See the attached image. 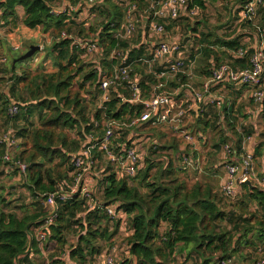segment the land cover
Returning <instances> with one entry per match:
<instances>
[{
  "label": "trees",
  "instance_id": "16d2710c",
  "mask_svg": "<svg viewBox=\"0 0 264 264\" xmlns=\"http://www.w3.org/2000/svg\"><path fill=\"white\" fill-rule=\"evenodd\" d=\"M59 1L63 6H67L65 2H71L73 7L78 8L76 12L82 11V5L75 0H0V20L4 28L14 30L22 23L30 29L40 27L44 33L52 36L54 42L48 55L53 57L57 67V71L52 73L33 72L23 67V62L19 61L21 54L9 58L6 69H0L10 75L11 82L8 95L0 99V117L6 118L7 124L11 123L17 130L16 137L21 140V144L14 162L28 166L24 181L32 195L30 201L20 205L15 202L17 200L7 201L0 196V264H34L32 254L52 255L50 262L57 264H92V258L101 255L105 245H109L107 249L110 250L112 246L122 244L118 235L123 221L113 219L105 210L114 204L118 205V211L126 214L128 230L133 231L125 239L127 259L121 264H169L175 254L188 249L204 257L203 264H217V261L219 264L222 259H234L233 254L237 255L242 247L257 248L261 245L264 249V221H258L259 228L252 227V218L256 217H248L249 214L245 212H241L240 220L235 221V213H228L219 205L212 184L196 181L190 185L183 178V174H188L190 169L183 165V152L179 151L178 145L161 146L159 133L155 134L152 128L156 125L153 121L128 128L131 137L127 139L126 134L120 135L121 129L117 131L119 146L131 147L133 136L148 140L145 152L142 150V167L137 174L133 178L119 176L108 161L109 170L102 181L105 185L102 199L97 198V191L95 194L102 208L97 206L96 209H90L81 192L66 202H58L56 217L45 229L47 242L42 250L39 248L36 233L47 224L54 211V208L45 205L47 195L57 191L58 187L70 189L73 183L70 176L72 157L90 142V136L101 139L109 122L130 123L143 112L142 105L121 101L122 95H130L129 84L118 87L111 101L104 104L103 108L100 101L93 105L89 95L95 89L97 98L100 97L98 87L102 71L113 74L117 63L116 59L111 58L113 51L127 52L128 63L146 57V45L134 47L142 42V33L139 35L140 41L135 43L118 37L124 22L125 7L116 0H98L92 4L87 0L92 13H98L103 20L98 28L90 26L86 29L85 24L77 25L72 20L70 14L76 15V12L53 13ZM248 1L243 4L246 5ZM132 3L137 5L138 10H141L139 3L145 6L144 0ZM193 5L205 9L204 0H193L190 7ZM19 9L24 11L23 17L19 16ZM262 20L263 27L264 13ZM150 22L151 17L147 23L142 21L147 37ZM62 33H66V37H62ZM250 33L258 35L255 27ZM207 38L209 36L205 40ZM78 39L96 42L100 51L104 52L105 59L96 65L89 64L91 67L85 70L86 63L82 58L86 52L77 44ZM208 45L202 48L205 60L212 57L207 68L224 63L226 57L233 67L244 68L249 65L252 50L246 52L243 58L237 54L242 48H247L242 44L240 35L232 39H218ZM213 46L219 49H212ZM203 70L209 77L210 70L208 72L206 67ZM131 76L139 82L145 99L150 98L159 85L171 81L169 86L178 88L187 80L181 75L174 80L157 79L142 63L134 64ZM161 90L163 88L158 89V92ZM12 104L20 108L15 118L8 116ZM233 109L232 106L223 109L224 120L229 128H235L229 117ZM35 115L38 117L37 125L30 123ZM21 120L26 125L21 127ZM198 121L203 131L213 127L215 122L213 117L200 110ZM259 137V145L254 153L262 156L264 129ZM226 139L222 142L225 143ZM241 140L234 142L239 153L242 152ZM5 152V147L0 144V168L6 165L16 168L13 162L3 160ZM97 157L99 162L105 159L99 152ZM176 161H181L180 165ZM154 170L156 175L152 177ZM95 172L85 175L84 181L96 178ZM3 176L4 171L0 170V183ZM244 188L246 193L239 210L243 211L244 206L256 203L264 217V189L255 186L250 190L247 185ZM225 222L234 223L233 229L223 228ZM75 226L80 229L77 242L69 245L67 237ZM49 245H53L52 248Z\"/></svg>",
  "mask_w": 264,
  "mask_h": 264
},
{
  "label": "built area",
  "instance_id": "2783aa9c",
  "mask_svg": "<svg viewBox=\"0 0 264 264\" xmlns=\"http://www.w3.org/2000/svg\"><path fill=\"white\" fill-rule=\"evenodd\" d=\"M98 0H88V3L92 4ZM147 5L144 9V14L138 15L139 10L136 4L129 3L125 5V17L122 25L121 32L118 37L123 40H130L136 36L137 28L144 19L151 17L149 31L153 35H157L162 40L154 47L146 57H141L128 63L127 52L123 50L113 51L111 58L116 59L117 63L114 67V72L109 75L106 71L101 72L102 80L98 87L100 91V105L103 108L104 104L108 103L112 99V94L118 87L127 85L130 95H122L121 101L130 103L131 105L140 104L143 106L142 114L134 118L130 123H123L121 121H111L107 124L105 134L101 139H95V136H90V142L84 146L76 155L71 159L72 173L70 176L73 178V183L69 190H64L62 187H58L57 191L48 194L45 205L54 208V211L50 215L47 224L39 229L36 233V240L39 248L47 242V233L45 229L53 223L56 217V211L58 209V202H66L74 194L81 192L88 201L90 209L102 208L101 203L96 200V190L90 188L89 184L84 181L85 175L93 172L97 168L98 164V152L104 155V158L115 167L117 174L120 176H126L133 178L138 170L142 167V148L134 146V141L131 147L119 146L117 140L120 139L117 131L123 126L126 128H134L144 125L149 121H153V124L170 125L175 131H181L182 119L185 116L186 111L182 107H176V96H179L183 91H187L191 104L198 105V109L204 106H213L221 108L223 103L221 100L213 95V91L216 87L223 85L241 86L251 90V99L256 104H262L264 102L263 76H264V28L256 24V17L260 9H264V0H249L244 9L243 15L252 25L255 27L258 35L256 40L259 42L257 48H245L241 49L237 54L239 57H245L246 52L249 50L252 52L249 55V65L244 68L233 67L229 63H221L218 66H212L210 68V75L202 85L200 89L195 88L189 82L181 84L176 88L174 92L157 91L153 92L150 98L145 99L142 96L139 82L134 80L131 76L133 72L134 64L142 63L147 67H152L156 62L159 63V68L149 69L150 73H153L157 79H167L169 76H185L186 78L193 79V75L188 71V64L186 57L183 56L182 44L175 40L174 42L163 39L167 36L166 21L173 20L178 21L181 17L193 20L199 16L202 9L196 5L190 7L193 0H146ZM74 10V8H73ZM54 14L66 13V11L53 10ZM62 37H66V33H62ZM252 37L250 34L246 37L245 42H250ZM77 44L89 54L99 53L100 48L96 42H82L79 39ZM135 47V46H134ZM19 47H15L14 50H19ZM36 61H38L36 59ZM191 65L193 62H190ZM163 66V67H162ZM154 67V66H153ZM181 81V78L179 79ZM162 89L163 85H159ZM193 106V105H192ZM202 111V110H201ZM20 112V108L17 104H12L8 110V116L15 118ZM241 132V131H240ZM184 140L188 143L195 144L196 139L188 131H182ZM137 135V134H136ZM148 141V140H147ZM254 142V137L245 136L241 150L239 153L237 147L233 144H226L223 146V152L225 155V161L223 163V169L225 175L220 184V193L228 200L235 201L241 195L242 187L246 185L248 181H251L255 186H261L264 188V172L260 175L255 173L256 154L254 148L251 149L250 145ZM0 144L5 147V154L3 160L5 162H13L15 167L19 169L21 174L26 175L28 166L21 162H14L12 152L18 146V139L14 135L13 131L0 135ZM183 165L187 168H196L201 163L200 158L192 156L193 153H181ZM110 217L119 218L123 221L122 229L125 230V235L119 234L120 244H116L111 247L110 250L105 252L102 257V264H121V253L127 257V244L125 239L133 233L129 231L127 227V216L123 211H118V205L114 204L105 208ZM121 237V238H120ZM48 264H57L48 262ZM64 264V263H60ZM219 264H236L235 259H222ZM254 264H264V258L258 257Z\"/></svg>",
  "mask_w": 264,
  "mask_h": 264
},
{
  "label": "rangeland",
  "instance_id": "374dc122",
  "mask_svg": "<svg viewBox=\"0 0 264 264\" xmlns=\"http://www.w3.org/2000/svg\"><path fill=\"white\" fill-rule=\"evenodd\" d=\"M76 2L79 1L81 6V12H76L78 10L77 7H73L74 5L71 4V2H65L67 6H63L61 2L59 1L57 5L54 7L55 10H61L66 11V13H73L76 12V15L70 14L72 20L76 22L77 25L85 24L86 29L90 26H94L95 28L100 25L102 22V17L98 13L93 14L90 10L89 5L86 3L87 0H75ZM132 1L138 2L141 0H116L117 3H120L122 6L125 7V5L131 3ZM146 2V0H144ZM245 1L248 0H204V7L205 9L202 10L201 14L197 17H195L193 20L187 19L186 17H181L178 21L179 24L182 25V35L186 38L185 43H189L192 46L193 49V55H198L202 52V48L206 47L207 39L209 42H215L218 39L224 40V39H232L234 37H237L240 35L242 38V44L246 47H252V45L259 46V42L256 41V36L252 33H250V36L252 37V40L250 42H245L246 37H248L249 32H251V29L254 28L252 24L248 20H245L246 18L243 15V4ZM147 3V2H146ZM141 10H139L138 15L144 14L143 8L145 9L146 6L139 3ZM144 6V7H143ZM74 8V10H73ZM76 8V9H75ZM19 16L23 17L24 11L22 9L18 10ZM264 9H260L258 12V15L256 17V24L262 26V18H263ZM22 24V23H20ZM19 24V25H20ZM23 25V24H22ZM167 27V26H166ZM264 28V26H263ZM193 29H196L193 31ZM15 30V29H14ZM14 30H10L8 27H3L2 22L0 20V69H6L7 63H9V58L13 56H22L26 54L31 46H39L41 50L34 55V57L24 60L23 67L33 71V72H45V73H52L57 71V67L55 66V62L52 56L48 55V52L50 51V48L54 42V39L51 35L48 33H44L43 30L41 32L43 35L38 38V40H29L25 43H22L19 50L12 49L11 45H9L8 39L10 37V34H14ZM167 30V36L163 37V39H168L170 42L175 41V35H172L171 31ZM144 25L140 23L137 28V34L132 39V43H135L137 41H140L139 35L143 33ZM150 32V31H149ZM77 33V32H75ZM74 33V36H77V34ZM152 34V33H151ZM181 34V33H180ZM194 34H198L197 36H200V38L196 37ZM209 36L205 40V38ZM157 38V39H156ZM162 40L157 35L153 38H151L152 42H155L158 44ZM208 42V43H209ZM203 44V45H201ZM184 47V45H183ZM198 48V50H195ZM219 48L215 47L214 49ZM147 53V52H146ZM149 55V54H147ZM202 55V54H201ZM198 60V62L194 63L195 58L193 56V59L191 60V57L186 56V62L188 64V71L192 73L193 79H190L187 77L186 83L192 84L195 88L201 87L205 82L203 80L197 79V75L200 74V72H204L203 67H206L208 69V72L210 68H207L208 63L206 64V60H203L204 58L201 57ZM232 55V54H231ZM104 52L89 54L85 53L84 57L82 58L83 62H85V70H88L91 66L89 64H99L103 59H105ZM36 59L38 61H36ZM190 62H193L191 65ZM224 63H230V59L226 57V59L223 60ZM154 66V67H153ZM151 67L152 69L156 70V67H160L159 64L156 62ZM163 67V66H162ZM151 69L150 67H148ZM21 71L18 72L20 74ZM177 78V76H169L166 81L168 80H174ZM182 80V77H180ZM10 75L3 73L2 70H0V99L1 96L5 97L8 95L9 88L11 85V82L9 81ZM206 81V80H205ZM171 82V81H170ZM170 82L163 84V91L167 92H174L176 88L173 86H169ZM184 83V84H186ZM160 89L159 87L156 88L158 91ZM262 90L264 91V76H263V87ZM97 91L95 89H92V91L89 93L90 100L94 103L97 101L99 102V97L97 98ZM238 93L243 94V96H239ZM214 94L216 98L222 101L223 106L221 108L213 107V106H204L201 107V110L203 112L208 113V116L213 117L214 119V126L210 128L207 131H203V127L198 124V114L199 111H196V108L192 106L191 108V102H187L189 100V97H187L188 92L183 91L179 96H176V100L178 102V107H182L186 113L185 116L182 119L181 123V131H175L171 128L170 125L160 124V125H153L152 128L154 130V133H159L158 138L160 141L161 146L170 147L171 145H178L179 151H184L187 153H193L194 145L192 143H188L186 140H184L182 136V131L186 130L196 140H199L200 147L202 148L200 150L201 153L194 152L192 154L195 158H200L201 163L199 166H196V168H190L188 174H183V178L190 184L193 185L196 181L204 182L208 184H212L214 186V191L216 193L218 203L221 206L222 209L227 211L228 213H235V221L240 220L239 217H241V212L248 213V217H256L255 219L252 218V227L259 228L258 221L263 220L264 217L261 216V212L257 208L256 203H251L248 205V207L244 206L243 209L245 210H239V206H241V202L243 201V196L246 193V189L242 187L241 195L237 198L235 201H230L226 199L221 193H220V181L224 178V170H222L223 166L221 163H223V160L220 158L222 157L221 153L223 151V146L226 144H233L238 139H242L243 141L244 137L251 134L255 136V134L258 133L259 135L262 133L264 129V102L262 104H256L254 101H251V90L247 88H243L241 86H228L223 85L221 87H216L214 89ZM232 106L234 108V112L230 113V117L232 122L235 125V128L228 127L225 125V120L223 119V109L225 107ZM1 109V108H0ZM200 110V112H201ZM221 116V117H218ZM2 118V117H0ZM30 123H33L35 125L38 124V117L36 115L31 118ZM20 126L26 125L24 121H19ZM29 124V123H28ZM255 127L257 130H255ZM159 128V129H158ZM238 128H240L241 133L238 131ZM128 128L126 126H123L120 131V135L126 134L125 139L131 137L129 132H127ZM10 131L14 132V135L16 136V129L13 127L11 123L6 122V118L0 119V135H3L5 133H8ZM229 131V133H233L232 137H227L226 132ZM199 135L203 136L204 139H199ZM17 138V137H16ZM226 139V142L223 143V139ZM205 140V142H204ZM132 141H134V146H137L138 148H142L143 152H145V147L147 145V139L146 138H139V137H132ZM261 142H264L262 140ZM21 144V140H18V146ZM259 143H257L254 146V149L258 148ZM15 148L12 152V158L14 160L15 156L18 155L19 147ZM262 153H264V147L261 148ZM183 152V153H184ZM172 153V152H169ZM197 153V154H196ZM174 160V159H173ZM175 163V161H174ZM181 161H176L177 165H180ZM4 166L6 165L5 162L3 163ZM3 168V167H2ZM6 168H8L10 171L9 175L7 177L3 178L0 183V196L2 195L5 197H20L19 200H22L21 197H25V202L28 197H32L30 191L25 187V177L27 175L21 174L19 169L13 168L12 165H6ZM109 170V163L106 159H103L99 162V166L94 172L97 174L96 178H91L95 180L92 183V189H95L97 191V198L102 199V195L104 194V187L103 184V177H105V172ZM255 173L260 175V171L258 170V161L255 164ZM156 175L155 170L152 172V177ZM17 177V180L15 184H9L10 180L13 179V177ZM99 177V179H97ZM132 184V183H131ZM136 185V183H135ZM261 187V186H260ZM259 187V188H260ZM262 188V187H261ZM264 189V188H262ZM14 191V193H13ZM12 193V194H11ZM17 200V199H14ZM28 202V201H27ZM30 203V202H29ZM19 207V206H18ZM257 213V214H256ZM247 216V215H246ZM111 226V225H110ZM223 228H226L227 230H231L234 227V223L231 222H225L222 224ZM80 231L78 227H74L72 229L71 234L67 237L69 241V245H74L77 242V234ZM121 238V237H120ZM123 244V243H122ZM53 245H49L50 248H52ZM109 245H105L103 247V252L101 255H95L92 258V264H102V255L107 252L109 249ZM120 247L121 244H120ZM69 248V247H68ZM234 259L236 264H254L256 259L258 257L264 258V249L263 246H258L257 248H251L248 246L242 247L240 249V252L237 255H234ZM52 255L47 254H41V255H33L32 261L34 264H48V262L51 261ZM217 258V255H216ZM127 257L123 253H121L120 263H122ZM204 257L199 256L197 252L188 249L187 251H184L183 253H177L174 255V257L170 260L169 264H203ZM207 259H209L207 255ZM218 264V261H217Z\"/></svg>",
  "mask_w": 264,
  "mask_h": 264
},
{
  "label": "crops",
  "instance_id": "0c3cea01",
  "mask_svg": "<svg viewBox=\"0 0 264 264\" xmlns=\"http://www.w3.org/2000/svg\"><path fill=\"white\" fill-rule=\"evenodd\" d=\"M147 5V3L145 2V6ZM20 19H22L21 17H20ZM149 21V20H148ZM147 21V22H148ZM179 21V20H178ZM178 21H173V20H168V21H166V26H167V29L169 30V31H171V33H172V35H175L176 37H175V40H177V41H179L181 44H182V46L184 45V47H183V56L184 57H186V56H189V57H191V60L193 59V56H194V58H195V62L194 63H196V62H198V60L200 59V55L202 54V52L201 53H199L198 55H193L194 53H193V49H192V46L189 44V43H187V44H184L185 43V37L182 35V32H183V30H182V25L181 24H179L178 23ZM146 21H144V23H147ZM41 30H43L42 28H40V27H38V28H36V29H30V28H27L26 26H24V25H22V24H20L15 30H14V34H10V37H9V39H8V42H9V45H11L12 47V49L13 48H15V47H19V46H21V44L22 43H25L26 41H33V40H38V38H40V36L41 35H43V33L41 32ZM145 31H143V33H144ZM143 33H142V35H143ZM181 33V34H180ZM196 37H198V38H200V36H197L198 34H194ZM153 37H155V35H153V34H151L150 32H149V34H148V37H147V41H146V48H145V55H147V54H150V52H151V49H152V47H154L155 45H156V43L155 42H152L151 41V38H153ZM157 39V38H156ZM257 41V40H256ZM201 45H203V44H201ZM206 45L207 46H209L208 45V43H206ZM215 47H217V46H213V47H211L212 49H214ZM251 48H257V45H252V47ZM219 48H216V50H218ZM195 50H198V48H196ZM147 52V53H146ZM201 57H203L202 55H201ZM212 58V57H211ZM211 58H210V60L208 59H206V64L208 63V61H212L211 60ZM203 60H205V59H203ZM159 64V63H158ZM157 68V67H156ZM159 68V67H158ZM207 78H208V76L202 71V72H200V74H198L197 75V81L199 80V79H201V80H203V82H205V80H207ZM202 87V86H201ZM201 87H199L198 89H200ZM221 87V86H220ZM187 92V91H186ZM213 95L215 96V94H214V91H213ZM239 96H243V94H240V93H238V98H239ZM216 97V96H215ZM251 101H252V99H251ZM192 102V101H191ZM192 105L196 108V111H199V107H198V105H196V104H191L190 106H191V108H192ZM176 107H178V102H177V105H176ZM231 107V106H230ZM233 112H234V109L232 110ZM233 112H230V113H233ZM229 113V114H230ZM264 115V114H263ZM223 116V115H222ZM221 117V116H220ZM229 117H230V115H229ZM223 119H224V116H223ZM230 120H231V117H230ZM233 120V119H232ZM231 120V121H232ZM198 124H199V121H198ZM225 125H226V123H225ZM226 126H228V125H226ZM210 128H212L211 126H210ZM209 128V129H210ZM208 129V130H209ZM255 130H257V128L255 127ZM207 131V130H206ZM238 131L240 132L241 130H240V128H238ZM241 133V132H240ZM232 134L233 133H229V131H227L226 132V135H227V137H232ZM252 137H254V142H252V144L250 145V148L251 149H253L254 148V146L257 144V143H259V141H260V137H259V131H258V133L257 134H255V136H252ZM199 139H204V137L203 136H201V135H199ZM204 142H205V140H204ZM198 143H200L199 142V140H196V143L195 144H193L194 145V148H193V150H194V152H197V153H201L200 152V150L202 149L201 147H200V145L198 144ZM182 152H184V151H182ZM193 152V153H194ZM196 153V154H197ZM221 155H222V157H220L222 160H223V163H224V161H225V155H224V152L222 151V153H221ZM257 161H258V170L260 171V174H262L263 172H264V153H263V155L262 156H258V155H256V163H257ZM223 163H221V165L223 166ZM0 170H2V171H4V176L2 177V179L3 178H5V177H7V175H9L10 174V172H12L13 173V171H10L8 168H6V167H3V168H0ZM222 170H224L223 168H222ZM224 175H225V170H224ZM13 177V176H12ZM16 180H17V177H13V179L12 180H10V182H9V184H15V182H16ZM223 180V179H222ZM221 180V181H222ZM2 181V180H1ZM95 180H93V179H91V178H89V179H87L86 180V182L87 183H89V187L90 188H93L92 187V183L94 182ZM221 181H220V184H221ZM13 193H14V191H13ZM12 194V193H11ZM5 199H7V201H11V200H14V199H17V201H15L16 203H17V205H20L21 203H23L24 201H25V197H21V199L22 200H19L20 199V197H5ZM31 200V197H28L27 198V200L26 201H30ZM125 230H123V229H121V231H120V233L119 234H122L123 236L125 235ZM34 254H32V256H33ZM31 256V255H30ZM32 256H31V258H32Z\"/></svg>",
  "mask_w": 264,
  "mask_h": 264
},
{
  "label": "water",
  "instance_id": "95a60500",
  "mask_svg": "<svg viewBox=\"0 0 264 264\" xmlns=\"http://www.w3.org/2000/svg\"><path fill=\"white\" fill-rule=\"evenodd\" d=\"M144 21L147 22L148 18L144 19ZM146 41H147V34H146V32H144L142 35V42L140 44L136 45L135 48H140V47L144 46L146 44ZM40 50H41V48L39 46H31L30 50L26 54H24L23 56H21L19 58V61H24V60H27V59L34 57V55L36 53H38ZM246 185L249 187L250 190L255 188V185H253V183L251 181H248L246 183Z\"/></svg>",
  "mask_w": 264,
  "mask_h": 264
}]
</instances>
